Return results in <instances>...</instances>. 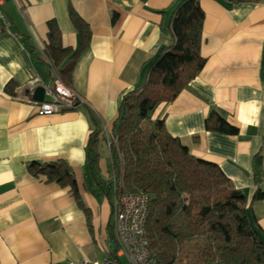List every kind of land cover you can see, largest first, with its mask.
<instances>
[{
  "label": "crops",
  "instance_id": "obj_1",
  "mask_svg": "<svg viewBox=\"0 0 264 264\" xmlns=\"http://www.w3.org/2000/svg\"><path fill=\"white\" fill-rule=\"evenodd\" d=\"M177 1L0 0V264H81L111 255L115 193L108 141L122 95L145 80L149 64L173 43ZM200 4L205 65L174 100L156 107L153 118L164 119L194 156L220 166L245 192L264 232V200L252 201L257 153L264 190V0ZM70 8L92 32L70 84L85 103L38 115L26 90L33 78L41 84L53 78L45 54L48 20H57L63 45L77 47ZM10 80L17 82L16 96L4 90ZM213 109L239 133L206 129ZM96 130L99 160L92 167L88 144ZM58 159L70 165L88 215L69 186L28 171L32 161Z\"/></svg>",
  "mask_w": 264,
  "mask_h": 264
},
{
  "label": "trees",
  "instance_id": "obj_2",
  "mask_svg": "<svg viewBox=\"0 0 264 264\" xmlns=\"http://www.w3.org/2000/svg\"><path fill=\"white\" fill-rule=\"evenodd\" d=\"M225 1L239 4L261 0ZM69 17L78 34L77 47L63 45L58 22L50 19L45 54L52 77L54 67L70 87L77 60L89 47L92 32L75 9H69ZM204 17L200 0H178L171 19L173 43L149 64L145 80L122 95L108 145L114 169L110 183L115 201L129 192L149 196L146 237L159 264H264V232L247 206L245 192L232 184L218 164L194 156L167 130L164 119L153 118L156 107L174 100L204 67ZM17 86L10 80L4 90L16 96ZM205 127L224 134L239 133L218 109L210 112ZM100 141L99 130L91 133L88 161L92 167L99 160ZM261 163L262 155L257 153L252 161L257 183L253 202L264 200V190L259 186ZM28 171L69 186L88 215L67 161H32Z\"/></svg>",
  "mask_w": 264,
  "mask_h": 264
},
{
  "label": "built area",
  "instance_id": "obj_3",
  "mask_svg": "<svg viewBox=\"0 0 264 264\" xmlns=\"http://www.w3.org/2000/svg\"><path fill=\"white\" fill-rule=\"evenodd\" d=\"M53 78L49 84H41L33 78L28 85V100L35 106L38 115H51L75 109L85 103L83 97L66 85L52 67ZM45 88L43 101L33 100L37 86ZM110 145V141H108ZM149 196L144 193H124L115 201L113 209L114 232L117 250L115 256H105L101 260L83 259L81 264H123L121 257H126L127 264H159L150 248L146 237V222L149 215Z\"/></svg>",
  "mask_w": 264,
  "mask_h": 264
},
{
  "label": "water",
  "instance_id": "obj_4",
  "mask_svg": "<svg viewBox=\"0 0 264 264\" xmlns=\"http://www.w3.org/2000/svg\"><path fill=\"white\" fill-rule=\"evenodd\" d=\"M27 92H29V90H27ZM44 93H45L44 86H42V85L37 86L34 90L33 95H32L33 100L43 101ZM110 246H111L113 252H115L117 250V244H116L115 240H112L110 242Z\"/></svg>",
  "mask_w": 264,
  "mask_h": 264
},
{
  "label": "rangeland",
  "instance_id": "obj_5",
  "mask_svg": "<svg viewBox=\"0 0 264 264\" xmlns=\"http://www.w3.org/2000/svg\"><path fill=\"white\" fill-rule=\"evenodd\" d=\"M121 261L123 262V264H127V259H126V257H121Z\"/></svg>",
  "mask_w": 264,
  "mask_h": 264
}]
</instances>
